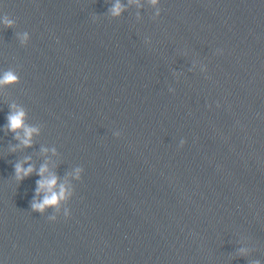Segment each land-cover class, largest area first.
<instances>
[{
  "label": "water",
  "instance_id": "95a60500",
  "mask_svg": "<svg viewBox=\"0 0 264 264\" xmlns=\"http://www.w3.org/2000/svg\"><path fill=\"white\" fill-rule=\"evenodd\" d=\"M115 2L0 0V262L264 264V0ZM44 164L59 212L31 208Z\"/></svg>",
  "mask_w": 264,
  "mask_h": 264
},
{
  "label": "clouds",
  "instance_id": "9594fccd",
  "mask_svg": "<svg viewBox=\"0 0 264 264\" xmlns=\"http://www.w3.org/2000/svg\"><path fill=\"white\" fill-rule=\"evenodd\" d=\"M153 6L158 4V0H151ZM139 7V4H137ZM123 6L116 0V2L111 7V14L113 16L120 15ZM159 14V10H157ZM14 21L6 14H0V26L11 27ZM24 40L28 39V34L25 33L23 36ZM203 70V69H201ZM19 82V76L17 73L11 69L0 70V89L16 84ZM10 110L6 116V125L4 126L6 131H11L15 133V139H17L21 145L24 147H30L32 144V137L34 134H38L39 129L34 126H29L26 123V112L23 107L16 104H11L9 106ZM119 135V132L116 134ZM180 145L184 144V140H180ZM54 152V150H53ZM33 167L29 165L24 167L22 163H17L15 165V176L16 179L22 180L33 172ZM81 169L77 168L75 170V178L79 179ZM37 175L40 179L37 180V187L35 189V195L33 197L31 208L33 211L43 213L46 209L52 208L56 212L60 211V205L62 202H66L72 195L71 187L67 185V182L59 183L57 176L49 171L47 164L41 165ZM38 197V199H37ZM70 211L68 208L64 209L63 216L68 217ZM49 220L55 221L57 219L56 215L48 217ZM2 264V262H0ZM259 264V262H256Z\"/></svg>",
  "mask_w": 264,
  "mask_h": 264
}]
</instances>
